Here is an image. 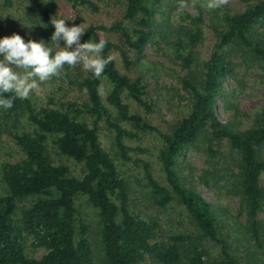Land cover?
I'll use <instances>...</instances> for the list:
<instances>
[{
  "label": "trees",
  "instance_id": "trees-1",
  "mask_svg": "<svg viewBox=\"0 0 264 264\" xmlns=\"http://www.w3.org/2000/svg\"><path fill=\"white\" fill-rule=\"evenodd\" d=\"M46 1L45 8L31 11L41 17L51 38L55 29L50 19L58 4ZM63 1L76 9L99 11L92 0ZM244 1L247 7L241 13L231 14L223 6L208 9L216 42L199 83L195 78L182 80L190 99L169 132L149 118L154 110L145 78L129 75L157 33L156 15L162 11L165 21L171 15L169 0H126L121 21L85 30L81 43H98L102 33L116 37L105 39L103 55L116 56L126 73L114 59L100 79L91 73L75 82L86 97L82 103L51 107V100L42 105L28 97L16 98L11 109L0 107L1 135H10L23 153L20 161L1 167L5 195L0 196V264H247L242 252L261 248L264 239L259 218L264 210V111L244 131L221 122L216 111L223 80H238L240 67L264 72V0ZM204 16V7H199L195 18L181 15L183 21L192 20L190 28L178 24L172 30L178 36L173 50L186 67L194 63L192 49L202 41ZM10 36L0 26V39ZM104 81L110 87L107 93ZM147 139L156 141L155 153ZM223 143L236 154L230 159L237 173L215 171L226 159ZM189 149L208 155L214 168L204 171L199 182L215 187L219 195L228 192L240 198L239 215L245 221L215 208L182 179L178 168ZM133 192L136 197L146 192L162 217L137 214ZM80 197L92 209L95 240L77 207ZM165 227L176 232L169 234ZM30 239L32 247L46 251L40 259L27 255Z\"/></svg>",
  "mask_w": 264,
  "mask_h": 264
},
{
  "label": "rangeland",
  "instance_id": "rangeland-1",
  "mask_svg": "<svg viewBox=\"0 0 264 264\" xmlns=\"http://www.w3.org/2000/svg\"><path fill=\"white\" fill-rule=\"evenodd\" d=\"M11 5H7V0H0V26L8 29L9 33H16L23 35L27 40L32 39L39 42L41 39L45 43H49V47L57 50L54 43H51V38L48 32L43 28L41 17L32 13V9H42L47 6L46 0H10ZM99 8L98 12L92 11L87 7L73 8L70 4L63 0H56L58 7L55 15L58 13V18L65 19L67 27L76 26V23L85 25V30L92 25L110 27L114 23L121 21L124 15L126 0H92ZM179 1L177 6L175 3ZM258 0H249L250 3ZM205 0H184L185 6L181 7V0H169L167 6L171 10V15L165 21L161 19L160 15L164 17L167 15L162 11L156 15L159 21V28L152 40L146 45L143 55L129 75L133 77L143 76L147 85H149L150 102L154 110V114L149 116L150 120L159 127L163 132H169L175 120L183 116L188 105L190 95L184 89L183 81L185 78H195L198 81L202 78L203 63L211 56V50L216 42V34L214 29L208 23V9ZM199 7H204L205 25L202 26V41H200L192 49L194 63L190 67H186L181 56L173 50V44L176 41L174 32L178 24L191 27L192 20L183 21L181 15L185 18L191 16L195 18L198 14ZM231 14L241 13L247 7L244 0H228V3L223 6ZM54 15V16H55ZM79 24V25H80ZM102 38L108 40H115L113 34L102 33ZM60 47L65 46V42L61 40ZM81 43V42H80ZM75 45L70 50H74ZM187 54V53H185ZM0 60L3 56L0 55ZM117 65L120 66L119 60ZM13 67L14 65H9ZM122 73H126L122 66H120ZM22 72L23 69H17ZM238 80L227 77L223 80V97H219L216 102V111L219 120L223 123H231L240 131L247 130L253 127L256 118L264 111V72L260 68L254 67L246 72L240 67L237 69ZM92 72L83 69L82 65H77L67 72L63 69L60 75L52 77L49 81L40 84L39 88L34 90L29 97L37 101V104L42 105L51 104V107H62L69 105L71 102L82 103L86 97L82 94L74 84L87 78ZM105 82V81H104ZM106 88L104 93L110 89L105 82ZM233 93H235L233 95ZM174 106V107H172ZM178 118V119H179ZM88 121H92L88 117ZM23 128V127H22ZM148 141L150 139H147ZM139 143L141 140L138 141ZM155 140L149 141V146L152 152L157 150ZM221 152L226 159H222L219 169L215 170L219 173L234 172V163L231 162L230 149L227 148L226 143H223ZM261 158L264 159V150L260 152ZM23 158L22 151L17 147L15 141L8 134L1 135L0 132V177L2 174V164L11 162L15 163ZM62 163L69 164L75 169L74 165L68 163L66 159ZM182 179H187V184L193 186L197 191L211 203L215 208L222 209L223 213L228 212L230 215L238 217V219L245 221L244 216L239 215L241 201L237 196H233L228 192L219 195L215 187H208L199 182V177L204 174V171H212L214 168L208 155L198 152L194 149H189L184 152L178 168ZM233 178V174L231 176ZM262 185L264 187V175L262 177ZM146 192L138 193L137 197L133 192L132 199L133 209L137 214H140L147 219L149 216L161 218V212L157 207L150 203ZM5 195V189L0 185V196ZM77 207L80 209L84 221L92 228L91 236L93 240L96 239V226L94 223L92 209L87 203L85 197L77 199ZM222 213V214H223ZM227 218V219H226ZM260 220L264 222V210L259 216ZM224 219L230 225L229 216ZM166 226V225H164ZM264 227V225H263ZM167 233L171 234L174 229L165 227ZM264 231V230H263ZM176 232V231H175ZM254 244V243H253ZM241 251L243 249L241 248ZM46 254L44 249H35L32 247V240L27 243V255L31 258L40 259ZM242 255L248 261L247 264H264V239L261 248H253L252 252L243 251ZM142 264H152L149 260Z\"/></svg>",
  "mask_w": 264,
  "mask_h": 264
},
{
  "label": "clouds",
  "instance_id": "clouds-1",
  "mask_svg": "<svg viewBox=\"0 0 264 264\" xmlns=\"http://www.w3.org/2000/svg\"><path fill=\"white\" fill-rule=\"evenodd\" d=\"M228 0H207L206 7L209 10H216L226 5ZM184 0H181V7H184ZM65 19L58 18V13L51 17L50 23L55 31L51 36L53 48L43 39L36 42L29 39L25 43L24 39L13 33L10 37L0 39V107L5 110L14 106V100L27 99L29 95L39 88L40 84L49 81L52 77L60 75L65 65L75 68L82 65L83 69L91 71L97 79H100L106 66L111 63L115 56L103 55L107 41L100 39L98 43H80L81 37L85 33V25L67 27ZM65 42L64 47H60V41ZM75 45L74 50H70ZM9 65H14L13 67ZM17 69H23L22 72ZM86 91V90H85ZM11 93V97H4L2 94Z\"/></svg>",
  "mask_w": 264,
  "mask_h": 264
}]
</instances>
